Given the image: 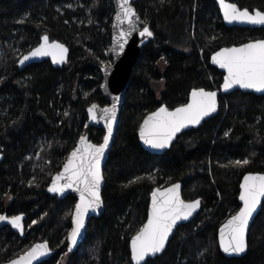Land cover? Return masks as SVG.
<instances>
[{
    "label": "trees",
    "instance_id": "16d2710c",
    "mask_svg": "<svg viewBox=\"0 0 264 264\" xmlns=\"http://www.w3.org/2000/svg\"><path fill=\"white\" fill-rule=\"evenodd\" d=\"M235 2L264 11V0ZM134 6L154 35L123 100L104 168V213L90 220L85 240L69 253L77 199L47 189L80 136L89 134L96 144L104 138V130L88 126L87 109L108 104L99 88L101 61L112 60L113 0H0V215L27 216L25 238L10 227L0 230V264L41 241L56 251L41 264H132L130 240L147 220L153 189L177 182L185 200L201 198V211L146 264H264V204L245 256L225 257L217 241L219 227L240 208L242 177L264 172V95L220 97L219 114L180 135L163 155L144 151L138 136L145 116L162 105H185L193 89H220L224 74L210 56L264 37V29L225 26L215 0H136ZM44 35L69 47L68 63L58 69L46 60L20 70L19 59ZM244 159L250 162L232 163Z\"/></svg>",
    "mask_w": 264,
    "mask_h": 264
},
{
    "label": "snow or ice",
    "instance_id": "6c2138e0",
    "mask_svg": "<svg viewBox=\"0 0 264 264\" xmlns=\"http://www.w3.org/2000/svg\"><path fill=\"white\" fill-rule=\"evenodd\" d=\"M218 2L224 19L229 23L239 21L264 26V11L256 10L253 14L247 8L241 9L237 4L228 2V0H218ZM117 7L114 27L120 29V33L112 51L119 54L127 43V37L136 31L140 17L132 6L131 0H117ZM18 23H24V20H20ZM125 24L127 25L126 31L123 28ZM139 35L151 38L154 33L148 26H144ZM41 39L42 43L19 59L21 66L26 61L44 56H52L57 63L65 62L68 49L63 44L50 43L47 35L42 36ZM212 62L227 71L223 83L225 92L237 86L242 89L264 92V40L252 41L239 47L223 48L212 57ZM101 64L104 65L105 75H108L107 64H104L103 61ZM104 87L107 88V85ZM115 99L118 100L119 97ZM217 107V92L206 91L204 88L194 89L191 93L190 103L177 107L174 111H169L167 107H161L145 119L140 130V137L151 148H167L177 133L190 125H199L206 116L216 112ZM116 112L115 103L111 108L101 109L97 104H92L88 108V113L94 121L99 122V116L102 114L107 126V135L104 136L101 144H93L87 136H80L78 145L72 150L63 166V172L55 176L48 189L50 192L60 195H63L66 189H73L80 195V202L75 206L73 214L74 227L67 236L69 241L67 252H71L77 244L89 209L95 211L102 205L100 186L104 177L101 162L109 147L113 125L116 121ZM64 115L67 116L68 113L66 112ZM50 147L51 145H47V148L50 149ZM44 150L45 146L42 145L40 151ZM36 158L39 159V155ZM249 162L248 159H244L235 160L232 163L242 166ZM137 179L140 178L137 177ZM180 187V184H173L163 191L157 188L152 193V207L148 221L131 240V260L135 264H146L147 257L163 252L177 223L189 219L200 207L199 199L191 202L182 200L179 194ZM240 187L242 191L239 199L243 202V207L235 215H232L219 230L220 247L229 254H239L246 250L249 222L261 200H264V174L244 176ZM23 219V214L11 217L0 215V223L7 222L20 234L24 233ZM32 223L35 224L36 221ZM51 251L46 241L38 243L25 251L23 255L10 260L9 264H33L41 257L49 255Z\"/></svg>",
    "mask_w": 264,
    "mask_h": 264
},
{
    "label": "water",
    "instance_id": "95a60500",
    "mask_svg": "<svg viewBox=\"0 0 264 264\" xmlns=\"http://www.w3.org/2000/svg\"><path fill=\"white\" fill-rule=\"evenodd\" d=\"M136 0H131V3H132V6L135 8L134 6V3H135ZM216 3H217V6H218V9L220 11V15L222 17V20L225 24V26L227 27H234V26H238V27H248V28H257V29H261V28H264V26H261V25H252V24H249V23H246V22H239V21H236V22H232V23H229L227 20L224 19V14H223V11L221 10L220 8V5H219V2L218 0H215ZM228 2H232V3H235L234 0H228ZM236 4V3H235ZM113 6H114V10H115V14H114V17H113V20H112V25H111V37H112V44H111V48H110V57L112 59V62L113 64L112 65H109L108 66V75H105V70H104V67L101 69V72H102V83L100 85V88H99V91L100 93L102 94V96L105 98V100L107 101V105L105 106H100V108H111L112 105L115 103L116 106H117V112H116V121L113 125V132H112V137L109 141V147L108 149L106 150L105 152V155H104V159L103 161L101 162V169H102V173H103V177H104V168L108 162V159H109V154L113 148V144H114V141H115V137H116V133H117V129H118V125H119V121H120V115H121V111H122V106H123V100H124V97L126 95V92H127V88H128V85L130 83V80H131V76H132V71L141 55V52H142V49L143 47L148 43V38H146L147 36L145 37H141L139 35V32L140 30H142V25H143V20L141 19L140 17V21L137 23V29L135 32H133L130 36L127 37V43L124 45V49L122 52H119V54H117L116 52H113L112 49L113 47L116 45V41L119 37V33H120V29L118 28H115L114 27V24L116 23L115 21V15H116V12L118 11V7H117V0H113ZM238 6V5H237ZM239 7V6H238ZM240 8V7H239ZM136 10V8H135ZM258 10V9H255L253 11H250L254 14V12ZM137 12V10H136ZM139 15V14H138ZM149 27V26H148ZM124 30L126 31L127 30V25L125 24L123 26ZM150 28V27H149ZM261 40H264V39H261ZM256 41V40H255ZM42 39H41V42L42 43ZM49 42L50 43H54V42H58L60 44H63L67 49H68V52H67V57H66V60L65 62H62V63H57L53 60V57L52 56H44V57H38V58H33L29 61H26L25 64L23 66H21L19 64V61H18V66H19V69L20 70H23L25 69L26 67L32 65V64H37V63H42L46 60H49L51 62V64L53 65L54 68H58V69H62L69 61V56H70V49L67 45H65L64 43L60 42V41H57V40H51L49 38ZM252 42V41H251ZM249 43V42H248ZM245 44V43H244ZM243 44H239V45H233V46H230V47H239ZM37 47V46H36ZM230 47H223V48H230ZM223 48H220L219 50H217L216 52H214L211 56H210V65L214 68H216L218 71H220L221 73L224 74L223 76V83H224V77L227 75V71L226 69H222L219 67V65L217 64H214L212 62V57L218 52L220 51L221 49ZM27 54V53H26ZM25 54V55H26ZM223 83L220 87V89H215V90H207L205 89L206 91H215L217 92V102H218V107H217V111L212 113L211 115L209 116H206L199 125H190L189 127L183 129L181 132L177 133L176 137L172 140L171 142V145L167 148H164V149H154V148H151L149 145L145 144L144 141L141 139L140 137V130H141V127L142 125L144 124V121L145 119H147L150 115H152L154 112H157L161 107H167L165 105H162L161 107H159L157 110L147 114L145 116V118L143 119L141 125H140V128H139V131H138V136H139V141H140V144L142 146V148L144 149V151L148 152L149 154L151 155H163L165 154L170 148L171 146L175 143V141L177 140V138L184 134L185 132L195 128H199L200 126L203 125L204 122L216 117L218 114H219V111H220V97H225L227 95H230L232 94L233 92H241V93H252V94H255V95H258V96H261V95H264V92H258V91H255V90H252V89H242V88H239L238 86L233 88V89H230L228 90L227 92H225L223 90ZM104 85H107V88L104 87ZM194 90V89H193ZM192 90V91H193ZM191 91V93H192ZM191 93L189 95V99H188V103L191 102ZM116 97H119L118 100H116L115 98ZM96 104V103H95ZM185 104V105H186ZM91 107V106H90ZM181 107V106H179ZM169 111H174L176 108L174 109H169L167 108ZM87 117H88V126L89 127H92V128H97V129H102L104 130V136L107 135V126H106V123L104 122V119H103V116L102 114L99 116V122L97 121H94L90 114L88 113V109H87ZM84 136H87L88 140L95 144L91 138H90V135L89 134H85ZM79 142V140H78ZM78 142H77V145H78ZM103 143V141H102ZM76 145V146H77ZM71 154V153H70ZM69 154V156H70ZM68 156V158H69ZM67 158V160H68ZM3 160V154L0 152V162ZM67 160L65 161V163L67 162ZM64 163V164H65ZM64 166V165H63ZM63 166H62V169L58 172V173H62L63 172ZM56 173L52 179H51V182H50V185L48 187V189L51 187L52 185V182L55 178V176L58 174ZM248 174H264L263 173H246L244 176L248 175ZM244 176L242 177L241 179V182H240V186L241 184L243 183V179H244ZM61 183H63V181H61ZM174 184H180V189H179V194H180V198L182 200H184L185 202H191V201H194V200H191V201H187L183 198V189H184V184L181 183V182H177V183H174ZM173 184L167 186V187H164V188H160V187H155L152 191V193L157 189L159 188L161 191H163L164 189L168 188V187H171ZM104 187H105V177L103 179V182L100 186V195H101V199H102V205L96 209L95 211L89 209L88 211V214L87 216L85 217V221H84V228L81 230V235L80 237L78 238L77 240V244L73 247V250L69 253H74L78 250V248L80 247V245L83 243V241L85 240V237H86V233H87V229H88V225H89V222L91 219L93 218H99L103 213H104V200H103V197H102V194H103V190H104ZM47 189V193L51 196H57L59 199H65L67 198L68 196H74L76 199H77V203L76 205L80 202V195L78 192L74 191L73 189H66L64 194L63 195H60L59 193H54V192H50L49 190ZM242 189L240 187V193H241ZM240 193H239V196H240ZM239 198V197H238ZM200 200V207L193 213V215L191 217H189V219L187 220H181L177 223L176 227L173 229L172 231V234L169 236L168 238V242L167 244L165 245V248L163 250V252H160V253H157L155 256H151V257H147L146 258V263L151 260V259H155L156 257L162 255L165 250L167 249L170 241L172 240V238L174 237L175 233L177 232L178 228L182 225H186L190 222H192L196 217L197 215L200 213L201 211V208H202V200L201 198H198ZM197 200V199H195ZM239 203H240V208L243 207V202L240 201L239 199ZM263 204H264V200H261V203L260 205L257 207V210L256 212L253 214V217L252 219L250 220L249 222V227H248V230H247V234H246V241H247V247H246V250L243 252V253H239V254H229V253H225L223 251V249L220 247V244H219V230L221 227H223V225L228 221V219H230L231 217H229L218 229L217 231V241H218V247H219V250L221 251V253L227 257V258H241L243 256H245L247 254V251H248V237H249V232L257 218V216L259 215V213L261 212V209L263 207ZM151 207H152V194H151V197H150V203H149V208H148V214H147V220L146 222L144 223V225L147 223L148 221V218L150 216V213H151ZM239 208V209H240ZM74 211H75V208L73 210V214H74ZM239 211V210H238ZM237 211V212H238ZM72 214V220H71V230L72 228L74 227V215ZM236 214V213H235ZM234 214V215H235ZM6 215V214H5ZM21 215V214H20ZM23 225H24V233L23 234H20V232L13 228L10 224H8L7 222H3V223H0V230L6 226H9L13 229V231L15 233H17L18 235H20V237L22 238H25L26 237V226H25V221L27 220V216L25 214H23ZM143 225V226H144ZM70 230V232H71ZM69 232V233H70ZM136 235V234H135ZM134 235V236H135ZM133 236V237H134ZM132 237V238H133ZM131 238V240H132ZM131 240H130V260H131ZM42 242H45V241H41V242H37V243H34L33 245L35 244H38V243H42ZM50 247V244L48 241H46ZM67 243H68V246H69V241L67 240ZM32 245V246H33ZM31 246V247H32ZM30 247V248H31ZM29 248V249H30ZM68 248V247H67ZM50 249L52 250L50 252L49 255L45 256V257H41L40 259L36 260L33 262V264H41L47 260H49L50 258H52L55 254V250L52 249L50 247ZM23 255V254H22ZM19 257V256H18ZM16 257V258H18ZM14 258V259H16ZM131 263L132 264H135L134 261L131 260ZM2 264H9V261L6 262V263H2Z\"/></svg>",
    "mask_w": 264,
    "mask_h": 264
},
{
    "label": "flooded vegetation",
    "instance_id": "af4514ba",
    "mask_svg": "<svg viewBox=\"0 0 264 264\" xmlns=\"http://www.w3.org/2000/svg\"><path fill=\"white\" fill-rule=\"evenodd\" d=\"M216 2V1H215ZM234 2H235V0H234ZM236 3V2H235ZM217 4V3H216ZM237 4V3H236ZM220 12V11H219ZM140 16V15H139ZM221 16V15H220ZM222 18V17H221ZM142 19V18H141ZM143 20V19H142ZM224 23V22H223ZM144 26H149L148 24H145V22H144V20H143V25H142V27H144ZM150 27V26H149ZM150 29H151V27H150ZM253 29H255V28H253ZM257 29V28H256ZM261 29H264V28H261ZM152 31V30H151ZM153 32V31H152ZM146 38H148V42L150 41V39L152 38H149V37H146ZM261 39H264V37H261V38H258V39H253V40H250V41H248V42H251V41H255V40H261ZM248 42H245V43H248ZM244 44V43H243ZM233 46V45H232ZM26 222V221H25ZM6 227H9V226H6ZM11 228V227H10ZM26 230H27V228H26Z\"/></svg>",
    "mask_w": 264,
    "mask_h": 264
},
{
    "label": "rangeland",
    "instance_id": "374dc122",
    "mask_svg": "<svg viewBox=\"0 0 264 264\" xmlns=\"http://www.w3.org/2000/svg\"><path fill=\"white\" fill-rule=\"evenodd\" d=\"M109 54H110V50H109ZM112 64H113V62L111 60V62L109 64H107V66L112 65Z\"/></svg>",
    "mask_w": 264,
    "mask_h": 264
},
{
    "label": "bare ground",
    "instance_id": "6f19581e",
    "mask_svg": "<svg viewBox=\"0 0 264 264\" xmlns=\"http://www.w3.org/2000/svg\"><path fill=\"white\" fill-rule=\"evenodd\" d=\"M103 141V140H102ZM96 144V143H95ZM101 144V143H100ZM184 198V197H183Z\"/></svg>",
    "mask_w": 264,
    "mask_h": 264
}]
</instances>
